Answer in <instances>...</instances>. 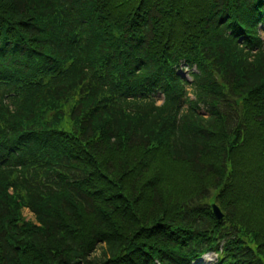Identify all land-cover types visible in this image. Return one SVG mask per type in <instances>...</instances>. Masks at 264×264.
<instances>
[{
  "label": "trees",
  "instance_id": "obj_1",
  "mask_svg": "<svg viewBox=\"0 0 264 264\" xmlns=\"http://www.w3.org/2000/svg\"><path fill=\"white\" fill-rule=\"evenodd\" d=\"M263 24L264 0H0V264H264Z\"/></svg>",
  "mask_w": 264,
  "mask_h": 264
},
{
  "label": "rangeland",
  "instance_id": "obj_2",
  "mask_svg": "<svg viewBox=\"0 0 264 264\" xmlns=\"http://www.w3.org/2000/svg\"><path fill=\"white\" fill-rule=\"evenodd\" d=\"M261 30H262L261 34H262V36H263V38H264V29H261ZM24 216H25L27 219H28V218H31V215L29 214L28 211H24ZM100 250H101V247L99 246L98 249H97V251L94 253L93 256H97V255L99 254ZM207 258L211 260V261H209V263L215 261V256H214L213 254H207L206 256H204L203 259H204L205 262H207V261H206ZM203 259H201L200 261L196 262V264L201 263V261H202Z\"/></svg>",
  "mask_w": 264,
  "mask_h": 264
},
{
  "label": "water",
  "instance_id": "obj_3",
  "mask_svg": "<svg viewBox=\"0 0 264 264\" xmlns=\"http://www.w3.org/2000/svg\"><path fill=\"white\" fill-rule=\"evenodd\" d=\"M212 211L214 216L218 219L221 220L223 218V215L221 213V211L219 210V208L215 205L212 206Z\"/></svg>",
  "mask_w": 264,
  "mask_h": 264
},
{
  "label": "bare ground",
  "instance_id": "obj_4",
  "mask_svg": "<svg viewBox=\"0 0 264 264\" xmlns=\"http://www.w3.org/2000/svg\"><path fill=\"white\" fill-rule=\"evenodd\" d=\"M208 259V258H207ZM199 264H203V263H199Z\"/></svg>",
  "mask_w": 264,
  "mask_h": 264
}]
</instances>
